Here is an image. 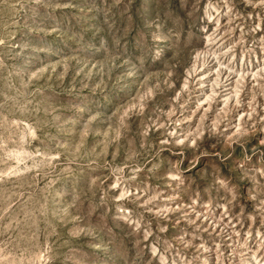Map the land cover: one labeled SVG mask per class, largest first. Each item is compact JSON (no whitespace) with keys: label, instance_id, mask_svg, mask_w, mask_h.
I'll use <instances>...</instances> for the list:
<instances>
[{"label":"rangeland","instance_id":"1","mask_svg":"<svg viewBox=\"0 0 264 264\" xmlns=\"http://www.w3.org/2000/svg\"><path fill=\"white\" fill-rule=\"evenodd\" d=\"M229 7L258 46L264 5L246 0H0V264H96L81 228L100 227L94 193L138 146L124 110L188 26L211 32Z\"/></svg>","mask_w":264,"mask_h":264},{"label":"clouds","instance_id":"2","mask_svg":"<svg viewBox=\"0 0 264 264\" xmlns=\"http://www.w3.org/2000/svg\"><path fill=\"white\" fill-rule=\"evenodd\" d=\"M231 12L211 32L188 26L124 110L138 146L94 193L100 227L81 228L96 264H264V35L250 44Z\"/></svg>","mask_w":264,"mask_h":264}]
</instances>
